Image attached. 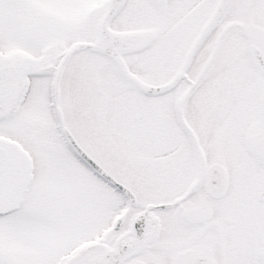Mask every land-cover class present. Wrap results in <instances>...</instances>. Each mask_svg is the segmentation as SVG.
I'll return each mask as SVG.
<instances>
[{
    "label": "snow or ice",
    "instance_id": "obj_1",
    "mask_svg": "<svg viewBox=\"0 0 264 264\" xmlns=\"http://www.w3.org/2000/svg\"><path fill=\"white\" fill-rule=\"evenodd\" d=\"M0 264H264V0H0Z\"/></svg>",
    "mask_w": 264,
    "mask_h": 264
}]
</instances>
